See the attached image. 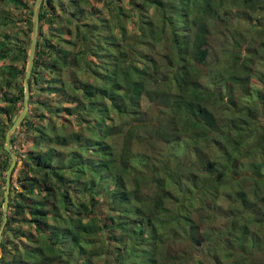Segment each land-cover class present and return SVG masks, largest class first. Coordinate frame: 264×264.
<instances>
[{"label": "trees", "instance_id": "1", "mask_svg": "<svg viewBox=\"0 0 264 264\" xmlns=\"http://www.w3.org/2000/svg\"><path fill=\"white\" fill-rule=\"evenodd\" d=\"M10 1L23 4H0V29L14 22L1 14ZM40 11L0 264H189L186 245L204 242L194 212L249 184L245 220L218 232L238 264L264 252L251 227L264 232V0H44ZM10 39L0 58L22 65L1 68L0 225L30 46Z\"/></svg>", "mask_w": 264, "mask_h": 264}, {"label": "rangeland", "instance_id": "2", "mask_svg": "<svg viewBox=\"0 0 264 264\" xmlns=\"http://www.w3.org/2000/svg\"><path fill=\"white\" fill-rule=\"evenodd\" d=\"M35 1L36 0H22L23 4H21V5H16L15 2L10 1V3L7 4L9 11H8V9H6L7 11H5L3 9L1 11L2 16L6 12L8 14H10V17L14 22L11 23L9 26H7L3 29H0V32L3 34L0 36L3 37L4 35H8L9 38H11L9 46L15 50H16V48H18V46L20 44L23 46L28 41H29V43H31V38H30L31 36H29V37L26 36V32H27L26 19L29 17V14H30L29 12L32 9H34ZM0 4L2 5V7H4L5 6L4 0H0ZM24 4H27L28 8L25 7ZM92 5L94 7L95 6L101 7L100 4L97 5L96 3L92 4ZM4 8H6V7H4ZM1 19L2 18H0V20ZM245 24H248V23L245 20L239 19L238 17L233 20L234 26L238 27V25H239V27H242ZM47 26H48V23L45 22L44 28H46ZM129 26H130L131 30L136 31L134 20H131V22L129 23ZM29 49H30V46H29ZM17 51H15V53H13L12 58L17 59V56H18V54H16ZM14 56H16V57H14ZM12 63L14 65H16V64L22 65V60L20 59V61L17 62L15 60H10L9 58H7V59L0 58V105H2V106L5 105V100L2 97V93L6 89V86H5V80H4L5 77L1 74V68L4 66H7L9 64H12ZM258 67L262 71H264V64L263 65L258 64ZM202 81H203L204 85L205 84L209 85V80L207 78H203ZM13 92H16V91L14 90ZM237 94H238V96H242V93L240 90L237 91ZM19 107H20V103H18V108ZM30 108H31V106H30ZM6 118H7L6 116L2 115L0 118V121L3 122V124H5V123L7 124V122H5L7 120ZM11 148L13 151L14 147L11 146ZM22 150L23 149L21 147H19L18 151L20 152V154L23 153ZM20 158H21V155H20ZM193 160H195V157H193L191 154H189L187 157V162H186L189 165V167H190L191 161H193ZM20 166H21V161L18 165V168ZM17 170H15L14 178H12L14 181H16L15 178H16ZM1 181H2V177H0V184H1ZM2 183H3V181H2ZM252 188H253V184L252 185L249 184V186H246L245 192H244L245 195H242V196H240L239 193H235L234 199H237V200H234V201H232L231 197H229L226 192H223V190H221L218 197L213 198L210 201V205L208 206V210H205V212L204 211H202V212L195 211L194 212L195 220H199L198 223L201 221L202 217L204 218V220L201 221V225H202L201 232L197 233V236H199L198 238H204V242H203V244L199 245L198 243L191 240L192 242H190L186 245V248H184V250L189 255V259L187 261L189 264L193 260H197V259H201L203 261L204 260H206V261L210 260L209 264H212V261H214L212 254H214V253L218 254V253H222V252H224V254H223L224 256L221 258V261L223 264H235L236 262L238 264L239 261H242V259L239 258L238 255H237V257L236 256L235 257H230V256L227 257V254H229V252H230V250H227L229 247V242H228L229 232H218V231H223L226 228H228L230 226V222H231L230 220H236V221H244L245 220V214H246L245 210H246V208H250L251 204H253V202L251 200H254V195H253L254 192L252 191ZM263 193L264 192L262 191L261 194H263ZM248 199H250L249 202L245 203ZM0 210H2V209H0ZM210 211H212V213ZM258 211H259V207L257 206L256 212H258ZM208 212H210V217L207 215ZM259 214L257 216H260ZM247 218H248V215H247ZM251 227L255 231L259 232V234L262 237V240H264V232H261V227H259L257 222L252 221ZM263 246L264 245H262V247ZM214 247L220 248V250L210 254L214 250ZM231 250H236V249H231ZM225 254H226V256H225ZM252 260L254 261V264H264V252H260L259 255L255 254V255H251L250 257L248 256V258L246 259V264H252L253 263Z\"/></svg>", "mask_w": 264, "mask_h": 264}, {"label": "water", "instance_id": "3", "mask_svg": "<svg viewBox=\"0 0 264 264\" xmlns=\"http://www.w3.org/2000/svg\"><path fill=\"white\" fill-rule=\"evenodd\" d=\"M44 0H36L35 6L33 10V27H32V35H31V43L29 49V56H28V64L26 65V73L24 78V101H23V109L17 116V118L12 122V125L8 128L5 134V141H4V148L6 151L9 152L11 156V163L6 170V186H5V198L3 202V210H4V220L0 226V245L4 238V229L8 220V206H9V199H10V191H11V184L14 178V169L17 165V156L11 148V139L17 128L21 125V122L27 116L29 109H30V79L32 76V71L35 63V57L37 52L38 46V38H39V31H40V9L43 4Z\"/></svg>", "mask_w": 264, "mask_h": 264}]
</instances>
